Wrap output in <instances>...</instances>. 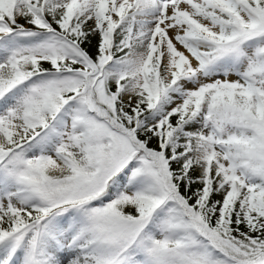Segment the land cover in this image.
<instances>
[{
	"label": "snow or ice",
	"instance_id": "1",
	"mask_svg": "<svg viewBox=\"0 0 264 264\" xmlns=\"http://www.w3.org/2000/svg\"><path fill=\"white\" fill-rule=\"evenodd\" d=\"M0 264H264V0H0Z\"/></svg>",
	"mask_w": 264,
	"mask_h": 264
}]
</instances>
